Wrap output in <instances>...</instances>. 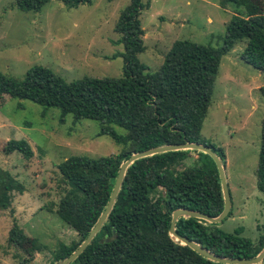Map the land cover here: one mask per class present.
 Masks as SVG:
<instances>
[{"label":"trees","instance_id":"1","mask_svg":"<svg viewBox=\"0 0 264 264\" xmlns=\"http://www.w3.org/2000/svg\"><path fill=\"white\" fill-rule=\"evenodd\" d=\"M50 1L13 0L14 7L21 12H37ZM57 1L66 8L91 3V0ZM227 4H232L235 10L243 8L244 13L237 11L230 17L220 47L177 40L152 74H144L146 66L137 59L144 51L139 15L148 6V0H128L114 24L117 42L123 48L118 78L83 77L66 83L43 66L28 69L21 81L0 73V96L26 100L44 110L55 108L60 122L67 115L74 121L97 122V136H108L121 148L113 156L76 155L57 164L60 181L68 190L59 199L55 214L76 233L77 240L68 245L59 243L49 264L68 257L86 237L104 209L119 165L131 154L162 145L199 143L210 148L224 165L222 150L199 140L220 59L243 41L240 61L264 74V10L251 7L245 0H219L221 7ZM115 128L123 133H117ZM2 149L6 154L17 152L24 160L33 157L24 140H8ZM190 153L195 158L190 166L183 167ZM0 172L5 177L0 189V208L7 209L9 194H21L23 187L8 173ZM255 174L256 189L264 195V121ZM222 207L217 170L208 155L186 150L135 160L125 170L105 222L69 264H221L174 242L168 228L171 213L176 209L213 218ZM174 231L223 258H253L264 246V227L255 244L241 236L239 228L226 233L217 225L194 218L177 219ZM24 240L22 230L13 223L8 231V245L20 248Z\"/></svg>","mask_w":264,"mask_h":264},{"label":"rangeland","instance_id":"2","mask_svg":"<svg viewBox=\"0 0 264 264\" xmlns=\"http://www.w3.org/2000/svg\"><path fill=\"white\" fill-rule=\"evenodd\" d=\"M245 2L264 10V0ZM127 4L128 0H91L66 8L52 0L37 12H21L13 0H0V73L21 81L28 69L43 66L66 83L83 77L118 78L123 48L113 27ZM237 11L244 13L232 4L221 7L219 0H148L139 15L144 51L137 59L146 66L144 74L158 69L177 40L220 47L224 27ZM243 47V41L236 43L220 59L199 140L224 154L230 215L217 227L226 233L239 228L241 236L255 244L264 227V195L255 185L264 74L240 61ZM98 130L97 122L74 121L68 115L60 122L55 108L44 110L26 100L0 96V170L23 187V193L9 194L7 209L0 208V264H49L59 243L77 240L55 214L68 190L56 166L70 156L116 155L120 146L108 136H97ZM8 140L26 141L33 157L24 160L17 152L4 153ZM194 158L190 153L182 166H190ZM4 179L0 172V189ZM13 223L25 237L20 248L7 242Z\"/></svg>","mask_w":264,"mask_h":264},{"label":"water","instance_id":"3","mask_svg":"<svg viewBox=\"0 0 264 264\" xmlns=\"http://www.w3.org/2000/svg\"><path fill=\"white\" fill-rule=\"evenodd\" d=\"M186 150L197 151V152L206 154L213 161L215 168L217 170L218 178H219L221 195H222V200H223V207H222L221 212L216 217H213V218L207 215L201 214L199 212L191 211V210H184V209L174 210L170 216V222H169V228H168L169 236L173 239L174 242L178 243L179 245L187 246L188 248H190L192 251H194L198 255L212 262L221 263V264H259L264 258V246L260 250V252L256 254L253 258L229 259V258H223V257L213 255L212 253L208 252L207 250H205L198 244L175 234L174 225L177 219L179 218H194L197 220H202L207 224L217 225L221 223L227 217L229 213V209H230V197H229V193H228V189L226 185V179L224 175V165H222L219 158L210 148L206 147L205 145L199 144V143H189V142H185L182 144L162 145V146L151 148V149H148L142 152L133 153L124 162H122L119 165L112 189L110 191V194L104 206V209L98 216L93 227L89 230L86 237L79 244V246L74 250V252H72L68 257H66L65 259L61 260L60 262L56 264L71 263L74 259L77 258V256L90 243L94 235L98 232L102 224L105 222L109 212L111 211L114 201L116 199L117 193L119 191L125 170L132 162H134L135 160L141 159V158L149 157V156L160 154V153L172 152V151H186Z\"/></svg>","mask_w":264,"mask_h":264}]
</instances>
